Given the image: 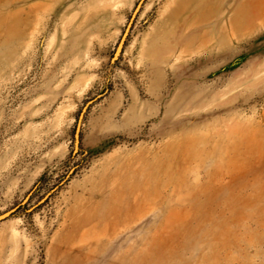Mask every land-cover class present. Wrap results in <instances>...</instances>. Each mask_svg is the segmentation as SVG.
I'll return each mask as SVG.
<instances>
[{
    "label": "rangeland",
    "instance_id": "1",
    "mask_svg": "<svg viewBox=\"0 0 264 264\" xmlns=\"http://www.w3.org/2000/svg\"><path fill=\"white\" fill-rule=\"evenodd\" d=\"M10 209L0 264H264V0H0Z\"/></svg>",
    "mask_w": 264,
    "mask_h": 264
},
{
    "label": "water",
    "instance_id": "2",
    "mask_svg": "<svg viewBox=\"0 0 264 264\" xmlns=\"http://www.w3.org/2000/svg\"><path fill=\"white\" fill-rule=\"evenodd\" d=\"M121 43V46H122V41L120 42ZM119 43V44H120ZM119 46V45H118ZM117 49V48H116ZM121 49V48H120ZM119 52H120V50H119ZM118 52V53H119ZM117 53V54H118ZM115 55H116V51H115ZM77 145H78V130L76 131V133H75V148L77 147ZM14 209H10V210H7V211H5V212H3V213H1L0 214V221L1 220H3L4 218H6V217H8L11 213H12V211H13Z\"/></svg>",
    "mask_w": 264,
    "mask_h": 264
},
{
    "label": "bare ground",
    "instance_id": "3",
    "mask_svg": "<svg viewBox=\"0 0 264 264\" xmlns=\"http://www.w3.org/2000/svg\"><path fill=\"white\" fill-rule=\"evenodd\" d=\"M120 48H121V43L119 44V46L116 49V54L119 52Z\"/></svg>",
    "mask_w": 264,
    "mask_h": 264
}]
</instances>
